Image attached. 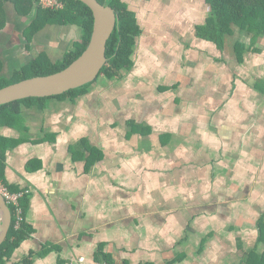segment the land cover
Wrapping results in <instances>:
<instances>
[{"label": "crops", "instance_id": "0c3cea01", "mask_svg": "<svg viewBox=\"0 0 264 264\" xmlns=\"http://www.w3.org/2000/svg\"><path fill=\"white\" fill-rule=\"evenodd\" d=\"M15 2L0 0V34L20 37L13 69L80 40L78 26L49 24L22 44L35 9ZM128 4L143 31L122 79L0 128L25 138L4 181L30 191V234L7 264H97L102 251L115 264H264V34L240 60L251 37L221 48L198 35L206 0Z\"/></svg>", "mask_w": 264, "mask_h": 264}, {"label": "trees", "instance_id": "16d2710c", "mask_svg": "<svg viewBox=\"0 0 264 264\" xmlns=\"http://www.w3.org/2000/svg\"><path fill=\"white\" fill-rule=\"evenodd\" d=\"M16 3L27 1L31 3V9H35L33 22L30 28L28 44L31 42L32 32L38 31L49 24L59 26L76 25L81 31L80 40L72 44L61 59L52 61L46 52H41L26 64L13 69L10 74L0 73V88L21 81L25 78L47 75L60 71L70 65L86 49L93 32L94 16L91 8L81 0H61L64 6L61 9H44L37 0H15ZM103 4L114 7L119 20L114 32L107 44L108 60L101 69L96 80L84 86L68 90L62 94L48 97H28L0 105V128L10 127L17 130H25V117L22 114L24 106L45 109L52 99L76 100L77 97L88 92L89 86L100 78L107 80L121 79L125 70L133 65V54L137 38L142 34V26L136 12L124 0H99ZM209 5V12L206 23L197 25L198 35L207 40L213 41L223 48L227 44V37L233 35L234 27H238L241 33H251L250 45L239 40L236 44L238 59L242 60V52L245 49H255L258 38L264 34V0H206ZM36 33V32H35ZM34 35V34H33ZM257 49V48H256ZM0 59V67L2 65ZM24 137L12 138L0 134V180H2L12 191H18L5 182V157L6 151L15 147ZM20 190V189H19ZM22 199L23 214L25 217L26 204ZM12 214L14 209L11 207ZM31 228L26 225L25 219L21 229H15L13 220L8 237L0 245V264H7L9 258L22 240L29 236ZM98 262L115 264L110 254L102 251L97 255ZM129 264V263H125ZM154 264V263H146Z\"/></svg>", "mask_w": 264, "mask_h": 264}, {"label": "water", "instance_id": "95a60500", "mask_svg": "<svg viewBox=\"0 0 264 264\" xmlns=\"http://www.w3.org/2000/svg\"><path fill=\"white\" fill-rule=\"evenodd\" d=\"M92 10L93 32L88 46L70 65L47 75L25 78L0 88V105L28 97H48L89 84L97 79L108 60L107 44L119 20L114 7L99 0H81ZM10 206L0 194V245L12 226Z\"/></svg>", "mask_w": 264, "mask_h": 264}, {"label": "rangeland", "instance_id": "374dc122", "mask_svg": "<svg viewBox=\"0 0 264 264\" xmlns=\"http://www.w3.org/2000/svg\"><path fill=\"white\" fill-rule=\"evenodd\" d=\"M19 4H17L16 2H15V5H13V9H18L19 8V5H20V3L21 2H18ZM23 5L25 6V9H26V11H27V7H26V3L24 4V2H23ZM29 13H30V11H28ZM143 12H146V11H143ZM29 19L31 18L30 16L28 17ZM34 18V17H33ZM33 18L32 19H30V21H28V22H21V28H23V33H24V35L25 34H28L29 35V32L28 31H30V28H31V25H32V23H34L33 22ZM23 26V27H22ZM7 30H9V29H4V31L6 32ZM240 29L238 28V27H234V32H233V35L230 37V36H228V40H227V43H228V41L230 42L231 40H233L234 38H236L235 37V34L234 33H237L238 31H239ZM3 31V32H4ZM36 33H39L40 31L38 30V31H35ZM35 32H32L31 34H32V36H31V38H33V36L35 35ZM34 34V35H33ZM239 35H238V37L237 38H239L240 39V37H244V38H246V39H249L250 37H251V33H241V31H240V33H238ZM11 36H12V32H11ZM28 36L26 35L25 37H22V44H26V41H27V45H28V38H27ZM230 37V38H229ZM11 38V37H10ZM19 38L20 37H16V36H14V39H10L9 40V38H7V39H5V37H4V34H0V59L3 61L2 62V65H1V67H0V73L1 74H10V73H12V71H13V68L11 67V62L10 61H12L11 59H10V57H17V60H15V61H19L18 59H19V57H20V55H18L16 52H15V50H14V54H13V51H12V49H13V47L14 46H16V45H18L20 42V40H19ZM242 39V38H241ZM7 41H8V43H7ZM13 41L14 42H18L17 44H13L12 45V43H13ZM19 45H21V43L19 44ZM6 49H9L8 51L6 50ZM4 50H6V51H4ZM43 52V51H42ZM18 56H17V55ZM26 54V53H25ZM25 60V59H24ZM14 63V62H13ZM19 64V65H18ZM18 64H16V66H18L17 68H19L20 67V63H18ZM124 76V75H123ZM123 78V77H122ZM121 78V79H122ZM119 80V79H118ZM24 137V136H23Z\"/></svg>", "mask_w": 264, "mask_h": 264}, {"label": "built area", "instance_id": "2783aa9c", "mask_svg": "<svg viewBox=\"0 0 264 264\" xmlns=\"http://www.w3.org/2000/svg\"><path fill=\"white\" fill-rule=\"evenodd\" d=\"M38 4L44 8L61 9L64 4L61 0H37ZM28 189L12 191L2 180H0V194L4 197L10 208L14 209L13 224L15 229H21L25 219L23 214L22 199L29 193ZM97 264H109L107 262H98Z\"/></svg>", "mask_w": 264, "mask_h": 264}, {"label": "flooded vegetation", "instance_id": "af4514ba", "mask_svg": "<svg viewBox=\"0 0 264 264\" xmlns=\"http://www.w3.org/2000/svg\"><path fill=\"white\" fill-rule=\"evenodd\" d=\"M126 1V0H125ZM127 2V1H126ZM133 2H137V1H133ZM127 3H129V0H128V2Z\"/></svg>", "mask_w": 264, "mask_h": 264}]
</instances>
